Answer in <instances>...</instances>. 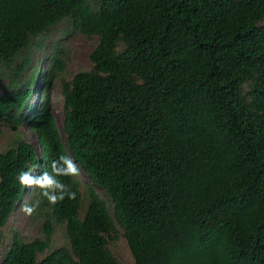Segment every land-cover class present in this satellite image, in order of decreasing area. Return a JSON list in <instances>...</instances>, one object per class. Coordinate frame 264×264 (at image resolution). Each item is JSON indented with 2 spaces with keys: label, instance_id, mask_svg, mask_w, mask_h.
Returning <instances> with one entry per match:
<instances>
[{
  "label": "trees",
  "instance_id": "16d2710c",
  "mask_svg": "<svg viewBox=\"0 0 264 264\" xmlns=\"http://www.w3.org/2000/svg\"><path fill=\"white\" fill-rule=\"evenodd\" d=\"M94 3L0 0V247L21 171L51 174L65 155L92 184L82 213L75 177H57L76 198L55 205L33 186L40 237L13 231L0 264H119L118 228L133 264H264V0ZM61 23L96 37L91 69L61 79L62 129L47 95L57 44L28 105L32 51ZM56 226L66 243L50 249Z\"/></svg>",
  "mask_w": 264,
  "mask_h": 264
},
{
  "label": "rangeland",
  "instance_id": "374dc122",
  "mask_svg": "<svg viewBox=\"0 0 264 264\" xmlns=\"http://www.w3.org/2000/svg\"><path fill=\"white\" fill-rule=\"evenodd\" d=\"M91 6L95 5V0H88ZM58 45L57 56L63 63V70L48 87L47 95L49 99V108L55 118V121L60 129H62L63 121V110L62 104L63 99L60 95V82L61 79L70 80L71 77L80 70H90L91 64L89 62L88 55L96 44V37L91 39L87 38L81 33L73 31L71 26L66 23H61L52 28L38 49H34L31 54L32 62L38 64V73L35 84L32 88L31 96L28 101V105H33L38 102L37 95L38 90L42 84V75L48 68L49 54L54 47ZM7 80H0V93H7L6 88ZM29 108L24 107L23 113H27ZM20 132L23 138L30 143L37 150L36 139L33 134L26 131L25 128L21 127ZM10 132L7 126L0 124V148H4L6 143L10 140ZM80 169V168H79ZM33 174V173H32ZM78 182L79 189L82 193V206L81 213L86 206V191L88 186L92 185L86 174L80 169V174L75 176ZM97 192L104 197L103 192L98 188L94 187ZM31 188H26L25 195L22 198L20 204L17 203L13 214L10 216L7 225L1 228V232L5 234L2 245L0 247V253L4 252V249L8 246L9 237L13 231H17L23 240H30L35 237H40L38 231L39 225L42 222V218L39 217L35 220H31L30 216H27L21 211V205L27 204L30 200L29 192ZM114 238L108 241V248L111 254L116 258L119 264H133V258L130 254L125 239L121 236V230L118 228L114 234ZM66 243L63 235L62 227L56 226L54 229L50 249L58 246H62ZM49 250V249H48Z\"/></svg>",
  "mask_w": 264,
  "mask_h": 264
},
{
  "label": "clouds",
  "instance_id": "9594fccd",
  "mask_svg": "<svg viewBox=\"0 0 264 264\" xmlns=\"http://www.w3.org/2000/svg\"><path fill=\"white\" fill-rule=\"evenodd\" d=\"M51 174L44 171L40 176H34L31 171H21L18 175L19 183L22 186L31 188L35 186L39 189V195L45 198L50 204L63 201L65 197L70 200L76 198V193L71 191L69 186L61 182L57 177H75L80 174V169L77 164L68 156L60 155L58 159L51 164ZM39 201L34 202L32 205H21V211L27 216H32Z\"/></svg>",
  "mask_w": 264,
  "mask_h": 264
}]
</instances>
